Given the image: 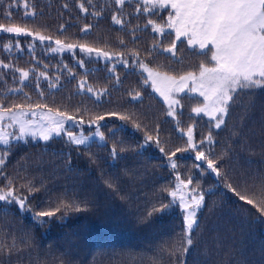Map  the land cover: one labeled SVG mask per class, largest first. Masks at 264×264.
I'll return each instance as SVG.
<instances>
[{
    "label": "trees",
    "instance_id": "obj_1",
    "mask_svg": "<svg viewBox=\"0 0 264 264\" xmlns=\"http://www.w3.org/2000/svg\"><path fill=\"white\" fill-rule=\"evenodd\" d=\"M23 3L0 0V23L20 24L65 44L123 53L130 66L135 63L132 53L136 52L154 70L179 76L196 71L198 64L210 57L199 55L198 49L189 50L186 42L179 41L175 58L153 50L157 43L161 48L170 46L174 35L162 37L145 29L149 17L135 13L137 0H126L121 9L123 27L111 19L117 14L114 0H28L29 10L36 12L35 19L24 16ZM81 3L88 14L80 10ZM9 4L15 5L10 9L11 20L4 18ZM150 18L164 24L167 10ZM85 25H92L87 34L82 32ZM30 40L19 37L24 51L14 48L8 52L3 46L17 41L12 34L0 33V60L30 73L29 80L20 84L18 74L14 78L11 71L0 68V103L26 107L47 104L85 121L109 112L131 119L101 122L111 125L101 128L107 147L98 143L77 147L62 137L47 142L31 137L27 142L13 141L2 171L17 186L30 181L39 189L29 196L33 212L55 207L61 200L75 201L84 210L64 212L62 208L40 225L17 205L0 203V264H264V218L258 219L260 214L252 205L221 186L231 184L257 203L264 200V89L241 93L229 108L225 126L212 129L216 141L213 151L224 156L221 171L227 173L226 179L218 181L210 173L201 177L190 153H178L175 158L182 178L192 175L194 185L198 179L205 195L192 232L193 243L187 253H182L185 224L180 209L173 206L164 212L153 211L169 203L168 192L163 189L174 187V173L156 145L142 144L147 135H157V126L166 152L186 146L177 127L186 132L195 125L197 142L205 137L211 127L207 117L191 111L200 101L179 95L183 108L173 120L164 101L142 83L144 77L138 70L112 61L114 76L109 71L111 65L103 59L89 60L79 49L53 54L49 44L39 42L32 52ZM80 58L85 60L83 68L76 63ZM33 69L48 76L47 80L40 79L39 90ZM82 81L94 93L82 90ZM50 82L57 86L50 87ZM16 88L23 92L12 91ZM98 93L104 95L97 97ZM137 93L140 98L134 99ZM135 124L141 126L138 131ZM114 129L121 130L112 136ZM91 131L84 128L85 133ZM113 146L118 153L115 157L110 151ZM4 151L5 146L0 145V152ZM3 183L6 181L0 176V186Z\"/></svg>",
    "mask_w": 264,
    "mask_h": 264
},
{
    "label": "snow or ice",
    "instance_id": "obj_2",
    "mask_svg": "<svg viewBox=\"0 0 264 264\" xmlns=\"http://www.w3.org/2000/svg\"><path fill=\"white\" fill-rule=\"evenodd\" d=\"M19 3L20 0H15V5H19ZM114 3L118 6L117 14L113 15L111 19L114 24L123 27L124 22L120 16V11L126 0H114ZM15 5L9 4V10L4 13V18L11 20L12 12L10 9ZM137 5L135 13L149 17L144 25L145 29L150 28L152 32L162 37L166 33L174 35V41L170 46L161 48V45L157 43L152 45L153 50L159 49L175 58L176 42H186L189 50L198 49V54L204 56L210 54L209 60L200 62L196 71H186L177 76L154 70L147 63H144L140 59L139 53L136 52L132 53L135 63L130 66L123 53L111 54L86 44H65L60 39L53 40L50 35H45L41 31H33L20 24L5 25L0 23V33L12 34L13 39L17 41L15 44L8 43L3 46L4 50L8 52L14 48L21 52L24 51L23 46L18 42V38L25 36L31 38L29 51L32 52L35 50L36 42L54 44L50 49L53 54L65 51L75 53L76 49H79V52L83 53L89 60L103 59L109 62L111 65L109 71L114 76L116 75V68L114 64H111L112 61H119L126 69L132 67L138 70L144 77L142 83L146 87H151L166 102L167 115L173 120L177 116V110L183 108L181 99L177 98L181 93L200 101L191 111L196 116L207 117L211 127L205 137L197 142L195 125L189 126L186 132L177 127L176 130L180 137L186 140V146L176 147L166 152L165 148L161 146L157 126V135H147L142 144V147L151 144L156 145L174 173V187L163 189V191L168 192L169 203H162L158 208L154 207L153 211L164 212L173 206L180 209L185 224L180 251L187 253L188 247L193 243L192 232L198 223L197 217L203 207L205 195L199 187L198 179L194 185L192 175L182 178L175 158H177L178 153H190V158L195 161L193 167L201 177L210 173L218 181L226 179L227 173L221 171L224 156H217L213 151L216 141L212 135V129L219 130L225 126V118L228 116L229 108L241 93L264 89V0H137ZM23 8L25 17L35 19L36 12L29 10L28 0H24ZM79 8L83 13L88 14L89 10L83 3L79 4ZM165 10H167V18L164 24H159L150 18ZM93 15L98 16L99 14L93 13ZM91 27L92 25H85L82 32L87 34ZM167 30H171V32H167ZM61 31H63V26ZM179 62L182 63V61ZM76 63L82 68L85 66L83 58L76 59ZM64 67L67 68V65ZM0 68L11 71L14 78L18 74L20 84L29 80V71L14 68L2 60H0ZM32 71L35 73V87L39 90V81L41 78L47 80V73L44 71L37 73L35 69ZM68 71L70 76H75L70 69ZM49 86L56 87L57 85L50 82ZM85 86L86 82H80L82 90ZM12 91L22 93L23 89L16 88ZM87 92L93 93L94 90L88 87ZM40 94L43 95L42 92ZM95 95L99 97L103 96L104 93ZM139 98V93H137L134 99ZM111 118H118L120 121L131 119V117L109 112L85 121L83 117L77 118L67 112L58 109L53 110L47 104H28L26 107L24 104L4 105L0 103V145L5 146V151L0 152V176H3L4 181H6L3 186H0V203L17 205L20 211H27L32 214L34 222L40 225L49 222L62 208L64 212L84 210L75 201L68 203L61 200L55 207L33 212L29 204V196L39 189L30 181L27 184L17 186L11 178L4 175L2 169L6 163V155L11 150L13 141L27 142L29 137L45 142L56 137H62L66 143L77 147H90L93 140L99 139L107 147V141L101 128H111V125L101 122ZM177 123L179 122L177 121ZM69 124L74 125L76 130L73 131L72 128L67 127ZM85 127L93 131L90 134H85ZM134 127L138 131L141 126L135 124ZM120 130L114 129L111 135H117ZM110 151L113 157L118 155L115 146ZM111 186L109 184V187ZM221 186L235 194L240 201L252 205L260 214L258 219L264 218V200L257 203L248 195L237 191V188L231 184ZM169 254L175 255V252Z\"/></svg>",
    "mask_w": 264,
    "mask_h": 264
},
{
    "label": "rangeland",
    "instance_id": "obj_3",
    "mask_svg": "<svg viewBox=\"0 0 264 264\" xmlns=\"http://www.w3.org/2000/svg\"><path fill=\"white\" fill-rule=\"evenodd\" d=\"M168 31H171V30H167V32ZM45 44H47V43H45ZM48 45V44H47ZM51 47H53L54 46V44H52V45H50ZM77 50V49H76ZM65 52H67V51H65ZM146 75V74H145ZM87 88L88 87H84V89L83 90H85V91H87ZM94 93V92H93ZM157 94V93H156ZM181 94H184V93H181ZM180 94V95H181ZM158 95V94H157ZM159 96V95H158ZM160 97V96H159ZM162 100H163V98L162 97H160ZM178 98V97H177ZM202 99V98H201ZM164 101V100H163ZM164 103L166 104V102L164 101ZM167 105V104H166ZM67 127H70V128H75V126L74 125H72V124H69V125H67ZM91 132H88V133H85V134H90ZM77 134H79V133H77ZM34 139V138H33ZM38 140H41V139H38ZM43 141V140H42ZM91 143H98V144H104V142H102V141H100L99 139H95V140H93ZM4 204V203H3Z\"/></svg>",
    "mask_w": 264,
    "mask_h": 264
}]
</instances>
